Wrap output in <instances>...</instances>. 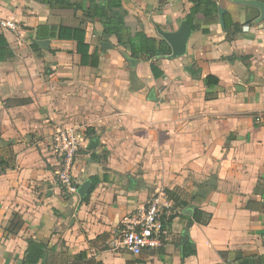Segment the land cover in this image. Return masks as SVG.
I'll use <instances>...</instances> for the list:
<instances>
[{"label": "crops", "instance_id": "obj_1", "mask_svg": "<svg viewBox=\"0 0 264 264\" xmlns=\"http://www.w3.org/2000/svg\"><path fill=\"white\" fill-rule=\"evenodd\" d=\"M216 1L243 26L232 41L219 16L198 14L184 56L148 61L131 58L115 37L105 41L102 23L81 10L0 0V34L15 54L0 63V161H9L0 171V264H23L30 239L48 246L39 264H68L81 252L98 264H221L220 252L230 260L237 252L264 254V21L255 7ZM123 8L132 34L160 38V30L179 29L192 4L123 0ZM6 21L17 29L3 28ZM53 23L83 28L90 52L100 53L99 67L81 66L74 41L42 39L49 47L34 51L36 29ZM152 63L163 77L153 76ZM192 64L199 78L187 70ZM207 76L219 85L209 90ZM71 126L85 137L76 184L108 178L86 203L63 193L51 150L54 133ZM89 128L95 135H85ZM96 137L99 145L89 151ZM107 153V161L91 158ZM163 188L184 201L206 196L201 209L212 215L209 224L178 215L160 249L135 256L113 248L125 221ZM188 243L196 254L185 257Z\"/></svg>", "mask_w": 264, "mask_h": 264}, {"label": "trees", "instance_id": "obj_2", "mask_svg": "<svg viewBox=\"0 0 264 264\" xmlns=\"http://www.w3.org/2000/svg\"><path fill=\"white\" fill-rule=\"evenodd\" d=\"M43 5L48 6L50 9H72L83 11L87 18L91 20H98L104 27V39L108 41L109 38L115 37L118 41V45L127 50L131 58L136 60L145 58V60H152L156 57H170L172 49L170 45L162 38L149 37L143 32L131 33V30L127 26L126 17L127 11L123 8V0H40ZM192 4L190 13L186 16L193 30L197 29L194 24V20L198 14H202L205 17H218L219 16V4L216 0H189ZM204 34H209L210 29L208 27L201 28ZM243 26L238 23H234L230 20L228 13H225V27L223 31L226 33L227 40L232 41L235 36L241 33ZM35 39H50L60 41H74L77 45V54L81 57V66L98 68L100 65V53L96 49L94 52H90V45L86 42V31L83 28H72L63 26L61 24H46L39 26L36 29ZM31 48L34 51H42V48L35 42L31 44ZM49 52L55 53L49 50ZM126 54V53H125ZM124 54V55H125ZM15 58V54L11 49L6 37L0 34V63L10 61ZM151 72L155 78L164 76L155 63L150 65ZM187 70L194 78H199L200 69H197L195 65H190ZM205 85L210 90L213 87L219 85V79L213 76H207L204 79ZM213 96L209 92L207 99H213ZM95 135L94 130L89 128L85 132V135ZM94 161H107L108 153L101 154L100 156H92ZM9 161H0V166L7 165ZM89 179L93 182V187L84 199L83 203L88 201L91 193L96 187L102 183L108 181L106 176H91ZM80 185H76V189ZM63 193L66 194V190L62 187ZM169 197L174 201L175 208L180 211L181 214L175 213L165 216L164 225L165 229H169L172 221L181 215L186 216L183 211L188 207H192L193 215L190 223H198L201 225H207L212 219V215L204 212L201 209V205L206 200V196L199 193L193 194L190 201H184L180 198L179 192L176 190H168L166 192ZM264 243V239H263ZM48 246L43 242L36 241L34 239L28 240V248L23 258V264H39L41 260L45 258ZM184 256L188 257L195 255V247L190 243L183 246ZM222 258L221 264H264V254L260 256H244L243 253L237 252L234 254V259L230 260L231 254L229 252H220ZM68 264H98L93 259L88 258L86 252H81L68 260Z\"/></svg>", "mask_w": 264, "mask_h": 264}, {"label": "built area", "instance_id": "obj_3", "mask_svg": "<svg viewBox=\"0 0 264 264\" xmlns=\"http://www.w3.org/2000/svg\"><path fill=\"white\" fill-rule=\"evenodd\" d=\"M2 27L16 30L18 26L6 21L2 23ZM84 142V132L75 126L59 128L51 140L52 153L60 166L57 172L58 178L62 187L71 195L77 194L73 170L77 154ZM175 213H180V211L175 208L174 201L164 190H160L135 218L125 221L121 235L111 242L112 247L124 248L135 256H140L148 250L160 249L164 246V238L167 234L164 218Z\"/></svg>", "mask_w": 264, "mask_h": 264}, {"label": "water", "instance_id": "obj_4", "mask_svg": "<svg viewBox=\"0 0 264 264\" xmlns=\"http://www.w3.org/2000/svg\"><path fill=\"white\" fill-rule=\"evenodd\" d=\"M233 1L259 9L260 11L259 21L260 22L264 21V1H261V0H233ZM225 13L226 12L223 8H219V19H220L221 26L223 28L225 27ZM160 34L162 38L170 45L172 49V54L170 57L180 58L184 56L187 52V45H188L189 39L191 38V35L193 34V27L190 25L189 21L186 19L181 23L177 31L166 32V31L160 30ZM49 43L50 42L48 40L36 41V44L44 49H47L49 47ZM130 63L132 64V66L136 65L135 64L136 62L134 59H130ZM98 145H99V139L96 137L89 141V145L87 149L89 151L94 150L98 147ZM92 187H93V182L92 180L89 179V180H86L78 188L77 194L80 198V203H83L84 199L90 193ZM184 214L192 215L193 209L185 210ZM187 241H189V234L185 233L182 238V243H185Z\"/></svg>", "mask_w": 264, "mask_h": 264}, {"label": "rangeland", "instance_id": "obj_5", "mask_svg": "<svg viewBox=\"0 0 264 264\" xmlns=\"http://www.w3.org/2000/svg\"><path fill=\"white\" fill-rule=\"evenodd\" d=\"M79 130L81 131V132H83V130L81 129V128H79ZM58 178V177H57ZM58 180H59V183H60V186H61V188H62V184H61V181H60V179L58 178ZM75 184H76V181H75ZM64 188V187H63ZM161 190H164L165 191V193L168 191V189H166V188H163V189H161ZM160 191V190H159ZM159 191H156V192H154L153 193V195H152V197L153 196H155ZM68 193L66 192V195H67ZM167 194V193H166ZM69 195V194H68ZM76 195V194H75ZM152 197H150L149 199H151ZM19 224H20V222H17L16 224H15V226H14V230L15 229H17V228H20V226H19ZM111 246V245H110Z\"/></svg>", "mask_w": 264, "mask_h": 264}]
</instances>
